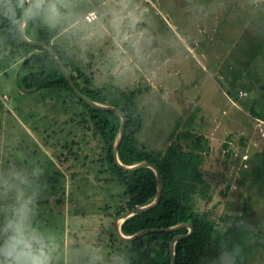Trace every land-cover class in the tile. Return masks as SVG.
Listing matches in <instances>:
<instances>
[{"label":"rangeland","instance_id":"1","mask_svg":"<svg viewBox=\"0 0 264 264\" xmlns=\"http://www.w3.org/2000/svg\"><path fill=\"white\" fill-rule=\"evenodd\" d=\"M43 1L38 2L39 14L59 36L54 43L67 50L112 101L122 102L112 86L137 92L143 115L141 147L159 154L176 143L188 152L178 134L209 139L211 152L200 168L208 188L193 190L191 206L215 222V248L225 236L244 237V229L256 234L245 256L229 264H264V229L245 224L246 201L239 188L240 171L264 151V124L240 111L249 121L242 117L243 126H225L222 118L236 105L214 119L200 114V97L208 102L210 90L215 100L213 88L220 96L237 95L244 105L255 96L254 76L260 79L256 91L264 84V53L257 52L260 41L264 44V0ZM50 6L58 16L48 21ZM88 7L100 11L99 22L112 36L107 40L103 35L98 49L89 48L92 54L81 47L83 24L70 27ZM98 20L89 26L97 27ZM17 71L16 65L0 72V224L18 202L30 199L32 226L52 237V264H129L116 247H106L112 222L107 216L115 210L105 207L121 204L120 189L102 185L83 163L65 158L58 143L71 140L69 118L56 109V99L21 92ZM38 203L44 204L38 208ZM249 211L264 227L262 201Z\"/></svg>","mask_w":264,"mask_h":264},{"label":"trees","instance_id":"2","mask_svg":"<svg viewBox=\"0 0 264 264\" xmlns=\"http://www.w3.org/2000/svg\"><path fill=\"white\" fill-rule=\"evenodd\" d=\"M24 9H28L27 0H5L0 6V72H6L17 65V86L21 92L56 99V109L67 115L73 128L69 132L70 142L64 138L58 143L66 151L65 158L83 163V168L89 169V175L94 174L102 185L108 184L120 189L119 199L123 200L121 204L105 207L108 212L115 210L107 216L112 222L106 232L109 238L106 247H116V251L129 264H171L170 243L178 235H187L188 228L150 233L133 242L121 241L116 235L115 220L155 201L158 192L156 174L150 168L128 171L116 164L114 148L120 133L121 117L113 112L93 108L80 100L50 51L29 45L23 40L21 22L26 16ZM24 31L28 39L42 41L53 47L86 98L118 108L126 115L125 134L118 149L120 163L135 166L149 162L162 175L164 188L160 203L147 212L127 219L121 225L122 234L133 236L147 229H168L189 223L194 228L193 233L175 244V264H229L232 259L237 257V261L245 256L256 234L244 229V237L225 236L221 247L215 248L212 243L215 222L191 206L193 190L199 185L208 188L200 168L211 152L209 139L185 132L178 134L177 138L186 142L188 152L176 143L159 154L148 152L139 145L143 115L136 102V91L127 93L112 86L120 94L122 102L112 101L106 91L94 83L93 76L82 70L67 50L54 43L56 33L43 21L39 10L29 17ZM249 99H252L248 107L250 115L264 122V84ZM248 163L239 174V188L246 201L242 216L250 228L254 226L264 229L259 226V222L251 219L249 211L256 210L260 201L264 205V151L254 154ZM43 204L38 203L36 207Z\"/></svg>","mask_w":264,"mask_h":264},{"label":"clouds","instance_id":"3","mask_svg":"<svg viewBox=\"0 0 264 264\" xmlns=\"http://www.w3.org/2000/svg\"><path fill=\"white\" fill-rule=\"evenodd\" d=\"M39 10L38 3L24 14L33 15ZM131 16V14H129ZM58 16L55 6H50L46 20ZM31 200L25 199L13 207L11 216L0 224V264H52V237L37 231L31 223Z\"/></svg>","mask_w":264,"mask_h":264},{"label":"water","instance_id":"4","mask_svg":"<svg viewBox=\"0 0 264 264\" xmlns=\"http://www.w3.org/2000/svg\"><path fill=\"white\" fill-rule=\"evenodd\" d=\"M5 0H0V6L1 4L4 2ZM28 2V9H30V6L33 4V0H27ZM31 15H26L25 18L23 19V21L21 22V33H22V38L23 40L29 44V45H32V46H36V47H43L47 50L50 51V53L52 54V56L57 60L58 64L60 65L61 69L63 70L67 80L69 81L74 93L77 95V97L82 100L83 102H85L86 104H88L89 106L93 107V108H96V109H100V110H103V111H108V112H113V113H116L118 114L121 119H122V123H121V128H120V133H119V136H118V141L116 143V146L114 148V158H115V161H116V164L124 169V170H128V171H135V170H138V169H142V168H150L152 169L155 174H156V177H157V181H158V192H157V196H156V199L153 203H151L150 205H147V206H143V207H139V208H136L132 211H129L127 213H125L124 215H122L121 217L118 218L117 222L115 223V233L116 235L118 236V238L121 240V241H124V242H133L145 235H148L150 233H155V232H172V231H176V230H179V229H182V228H188L189 229V233L187 235H178L176 237L173 238V240L171 241L170 243V255H171V264H175V244L186 238V237H189L192 233H193V226L189 223H184V224H181L179 226H175V227H172V228H168V229H157V228H153V229H147V230H143L133 236H125L122 234L121 232V225L127 220L129 219L130 217L132 216H135L137 214H140V213H144V212H147L151 209H153L155 206H157L160 201H161V196H162V192H163V188H164V185H163V179H162V175L159 171V169L154 165V164H151L149 162H143V163H140L138 165H135V166H125L123 165L122 163H120L119 159H118V149H119V146H120V143L123 139V136L125 134V128H126V115L120 111L118 108H114V107H110V106H105V105H101V104H98V103H95L91 100H89L88 98H86L81 92L80 90L78 89V87L76 86L74 80H73V77L70 73V71L68 70V68L65 66V64L63 63V61L59 58V56L57 55L56 51L53 49L52 46L48 45L47 43L45 42H42V41H34V40H30L27 38L26 34H25V31H24V28H25V25H26V22L28 21L29 17Z\"/></svg>","mask_w":264,"mask_h":264},{"label":"crops","instance_id":"5","mask_svg":"<svg viewBox=\"0 0 264 264\" xmlns=\"http://www.w3.org/2000/svg\"><path fill=\"white\" fill-rule=\"evenodd\" d=\"M37 1V3L39 2V1H42V2H44L43 0H36ZM38 5H42V3L40 2V4L38 3ZM40 7V6H39ZM98 7H100V6H98ZM97 7V8H98ZM102 7V6H101ZM91 10H95V11H97V13H98V15H100V11L98 12V10L96 9V8H93V7H88V8H86L84 11H83V13H82V18H80V19H76V20H74V22H73V24L70 26V27H77L78 25H80L81 23L83 24V26L85 27L84 28V31H83V34L81 33V35H82V39L80 40V42L83 44L81 47H83L84 48V52L86 53V54H92V51L89 49L90 47H91V49L94 47V49H98L99 48V41H102L100 38L101 37H103V35H106L107 33H108V28L106 27V29H105V27L104 26H102L103 24L101 23V22H99L100 21V19L98 20V24H96L97 25V27L95 28L94 26H89V25H91V24H88L86 21H85V15L89 12V11H91ZM100 10L101 11H103L105 14H106V11L107 10H103V9H101L100 8ZM40 11H42L41 10V8H40ZM101 15H103L102 13H101ZM43 18V17H42ZM107 18H109V17H107ZM110 19V18H109ZM69 27V28H70ZM72 28V29H73ZM95 28V29H94ZM94 31H95V33H99L100 35H99V37H98V35L97 34H94ZM107 32V33H106ZM92 35V36H91ZM94 35V36H93ZM57 37H59V36H57L56 35V39H57ZM92 37H94V38H92ZM106 37H108L107 38V40L109 39V40H111L112 39V36H110V35H108L107 34V36ZM263 41H264V39H263ZM89 44V45H88ZM111 45H117V42L114 44H111ZM88 47V48H87ZM264 51V44L263 43H261V41H260V46L258 47V49H257V52L258 53H264V52H262V51ZM260 55V54H259ZM261 69H262V71H264V66H261L260 67ZM244 71H242L240 74H239V76H238V78L241 80V77H242V75H244ZM243 79V78H242ZM254 80H255V82L256 83H253L254 84V86H253V89H252V91L251 92H256V87L258 86V83H259V77H256L255 78V76H254V78H253ZM251 80H252V77H251ZM244 81H247V78H244ZM263 85V84H262ZM200 87V86H199ZM200 89V88H199ZM213 90H214V93H215V95H216V99L215 100H213V94H211L210 93V90L207 92V95L209 96V101L208 102H204V100H203V98L202 97H200V101H201V109H200V114H203V115H205V117H206V119L207 118H211V117H215L214 115H216V117L218 116V115H221V112H223L226 108H228L229 110H230V108L232 109V106L233 105H236V107L237 108H234V110L235 111H233V112H231L230 114H229V117H228V115H227V118H225V116L222 118L223 119V122H225V126H227V127H229L230 128V125H232V126H235V127H241V126H243V121H242V119H246L247 120V117L245 116V115H247L248 117H250V118H252L253 120H258V119H255V118H253L251 115H250V113H249V111H248V107L252 104V99H248V101H246L247 103L246 104H240L239 103V100H238V98H237V95L235 96L234 94H232L233 95V97H231L230 95H228V94H226V96L224 97V96H220L219 95V91H217V89L216 88H213ZM238 90H240V89H238ZM243 106V107H242ZM223 108V109H222ZM245 110H247L246 112H245ZM240 111H244V113H245V115H243L242 117H244V118H242L241 117V114H240ZM226 114H228V111H227V113ZM211 119H214V118H211ZM247 121H249V120H247ZM262 122V121H261ZM263 124H264V122H262ZM222 132H224L225 133V130H222ZM221 132V133H222ZM207 138V137H206Z\"/></svg>","mask_w":264,"mask_h":264},{"label":"built area","instance_id":"6","mask_svg":"<svg viewBox=\"0 0 264 264\" xmlns=\"http://www.w3.org/2000/svg\"><path fill=\"white\" fill-rule=\"evenodd\" d=\"M99 19V15L97 13V11L95 10H91L89 11L86 15H85V21L88 24L94 23ZM242 96H246V94L242 93Z\"/></svg>","mask_w":264,"mask_h":264}]
</instances>
